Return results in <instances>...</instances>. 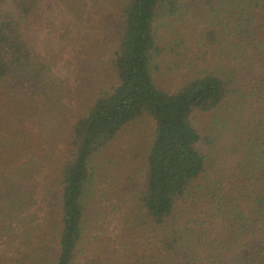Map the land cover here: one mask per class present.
Here are the masks:
<instances>
[{
    "label": "trees",
    "instance_id": "obj_1",
    "mask_svg": "<svg viewBox=\"0 0 264 264\" xmlns=\"http://www.w3.org/2000/svg\"><path fill=\"white\" fill-rule=\"evenodd\" d=\"M14 4L0 5V264H82L91 237L105 264H264V112L252 102L264 90L251 63L264 55V0H125L113 46L94 38L78 57L75 90L53 50L24 34L40 0ZM69 10L61 42L80 54L88 11L83 0ZM244 103L255 112L234 113ZM145 116L155 134L144 188L112 206L107 237L97 173ZM208 116L242 137L225 182L205 194L194 185L216 142Z\"/></svg>",
    "mask_w": 264,
    "mask_h": 264
},
{
    "label": "rangeland",
    "instance_id": "obj_2",
    "mask_svg": "<svg viewBox=\"0 0 264 264\" xmlns=\"http://www.w3.org/2000/svg\"><path fill=\"white\" fill-rule=\"evenodd\" d=\"M71 1L72 0H40V8L36 18L32 21H27L23 26V31L28 40L40 53L49 54L53 50L57 56V67L60 77L70 80L69 82L75 90L79 86L77 82L78 57L87 49L89 51V48H91L89 43H91L94 38H97L104 47L113 46L116 39L117 14H119L121 5L125 0H83L88 11L85 16L89 19L82 23L81 32H84L83 35L85 39H81L80 54L77 52L75 53L74 48L70 47L66 42H61L62 32H60V25L65 19H70L71 12L69 10V5ZM0 5L8 12H15L14 0H0ZM87 55H89L88 52ZM89 60L91 61L90 56ZM251 63L254 65L253 68L264 90V55L255 56V59ZM160 70L163 75L168 74L165 70ZM159 72L160 71L157 70L153 71L157 81H160ZM163 75L162 77L165 79ZM102 78H104V76ZM88 86L91 87V84ZM80 87H82L83 90L86 89L85 86ZM263 101L264 97H257L255 101H252L260 112H264V108L262 110V106L260 105ZM73 107H75V105ZM252 111L255 112V110L245 103L235 112L232 110L234 113L238 112L239 116H243L244 113H246V115H251ZM225 113L226 111L221 113L224 119L226 117ZM210 119L211 118L208 116L207 120L204 122L206 123L204 126H206L207 129H209V127L213 129L212 132H214L216 142L214 146L211 147L207 173L198 184L194 185V190L196 192H203L205 194L212 190L217 183L221 181L225 182L227 169L234 166L239 158V141L242 137L239 128L233 125L234 122L228 124L229 126L227 128L217 120L210 123ZM194 122L196 125H200V119L198 117L195 118ZM154 134L155 124L150 117H141L131 123L109 147V151L107 152V159L109 160H104V162L111 161V164H109L110 168L99 170L97 173L99 179H96L95 183L98 186L95 198L99 204L103 207L105 206L106 209L109 210V215L107 217L102 216V218L99 219V223L107 237H115L114 229L119 222V217L115 218L113 214L114 211L111 209L112 206L117 204L121 206V202L126 204L127 197L131 195L133 191L139 192L144 188L147 171L146 160ZM132 181L133 187L132 185L130 186ZM89 189L93 190L94 188L91 185ZM92 193L93 191H91V194ZM101 234H103V231ZM96 236L98 235L95 234L94 237ZM98 237L103 238V236ZM97 244L95 238L93 239L91 237L89 244H87L88 246H85H90L92 252L90 255L87 250L82 251L84 254L80 259L82 264H105L110 261L109 258L104 255V252L100 251Z\"/></svg>",
    "mask_w": 264,
    "mask_h": 264
}]
</instances>
